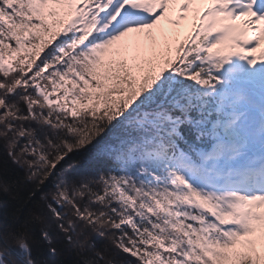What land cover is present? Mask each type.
Here are the masks:
<instances>
[{
  "label": "snow or ice",
  "instance_id": "snow-or-ice-1",
  "mask_svg": "<svg viewBox=\"0 0 264 264\" xmlns=\"http://www.w3.org/2000/svg\"><path fill=\"white\" fill-rule=\"evenodd\" d=\"M0 142V264H264V0H0Z\"/></svg>",
  "mask_w": 264,
  "mask_h": 264
},
{
  "label": "trees",
  "instance_id": "trees-1",
  "mask_svg": "<svg viewBox=\"0 0 264 264\" xmlns=\"http://www.w3.org/2000/svg\"><path fill=\"white\" fill-rule=\"evenodd\" d=\"M6 144L4 142H0V158H6ZM12 167L16 168L18 172H20L21 175H23V170L18 165H12ZM46 191H51V186L49 184L48 189ZM12 194L11 193H3L0 192V200L2 201H8L9 204L14 203V201L11 199ZM99 244L107 243V241L104 238H96ZM58 252L56 255L50 257V259L54 262V264H76V262L79 260L78 255V249L75 245H68V244H59L57 245ZM113 251H115L113 249ZM47 258V257H46Z\"/></svg>",
  "mask_w": 264,
  "mask_h": 264
},
{
  "label": "rangeland",
  "instance_id": "rangeland-1",
  "mask_svg": "<svg viewBox=\"0 0 264 264\" xmlns=\"http://www.w3.org/2000/svg\"><path fill=\"white\" fill-rule=\"evenodd\" d=\"M50 184V186H51V183H49Z\"/></svg>",
  "mask_w": 264,
  "mask_h": 264
}]
</instances>
